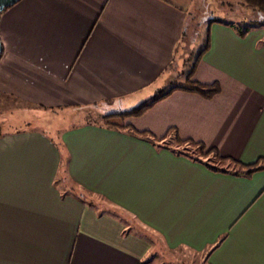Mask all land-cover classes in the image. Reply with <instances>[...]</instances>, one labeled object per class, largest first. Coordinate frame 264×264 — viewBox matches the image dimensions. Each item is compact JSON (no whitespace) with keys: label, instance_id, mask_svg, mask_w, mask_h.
I'll use <instances>...</instances> for the list:
<instances>
[{"label":"crops","instance_id":"0c3cea01","mask_svg":"<svg viewBox=\"0 0 264 264\" xmlns=\"http://www.w3.org/2000/svg\"><path fill=\"white\" fill-rule=\"evenodd\" d=\"M208 4L19 0L0 13V112L7 98L103 114L136 106L178 73L168 66ZM238 26L211 23L195 65L193 80L218 85L212 98L176 89L138 116L114 117L116 127L83 123L57 139L1 132L0 264H164L153 236L207 264H264V170H212L173 144L192 139L244 165L264 159V25L244 37ZM61 169L92 195L59 189Z\"/></svg>","mask_w":264,"mask_h":264},{"label":"rangeland","instance_id":"374dc122","mask_svg":"<svg viewBox=\"0 0 264 264\" xmlns=\"http://www.w3.org/2000/svg\"><path fill=\"white\" fill-rule=\"evenodd\" d=\"M236 1L238 0H230V2L228 0H208L209 10L207 9L206 12H204V10L202 11V15L206 18L207 21H205L204 23V21L202 20V22L197 25L198 27H192L189 30V37L187 36L188 38H186L188 42L184 43L183 47L179 49L175 61L174 63H172L173 71H180L183 55H186L189 51L197 50L203 45L202 31L206 27V24L209 20L207 18H220L223 21L233 22L235 24L238 23L240 26H246L249 22V17H251V19H264V14H261L259 17L258 13L256 11L254 12L252 9L242 8L241 10V5L238 2L236 3ZM220 11L222 13H220ZM195 20L198 21V18H196ZM189 21H191V19H189ZM199 31L200 33H198ZM180 80L183 81L184 78L182 77L180 78ZM6 100L10 101L8 106H12V109H8L7 106L3 109V111L0 112V133L3 131L7 132L28 127L45 131L48 135L57 139L60 131H62L63 129H66L70 126L86 123L88 117L95 120L97 116L103 114V111L100 110V108L97 106L58 109H44L41 107L26 108L18 107L19 105L21 106L18 101L12 102V100L9 98H7ZM107 122L114 125L117 120H115V118H110L107 120ZM99 124L105 125V121L103 119H99ZM173 144L182 149H185L188 152L197 154V148H195L194 146L179 145L176 141H173ZM208 158H210L213 163L221 165L220 162L216 161L212 156H208ZM227 164L222 163V165L224 166H230V164ZM153 237L154 248L152 253L154 259H157L164 264H207L205 263L206 261H204L205 259H203V254L193 252L185 248L168 249L163 246V243L158 236Z\"/></svg>","mask_w":264,"mask_h":264},{"label":"trees","instance_id":"16d2710c","mask_svg":"<svg viewBox=\"0 0 264 264\" xmlns=\"http://www.w3.org/2000/svg\"><path fill=\"white\" fill-rule=\"evenodd\" d=\"M240 4L244 8H248V9H252L256 11L259 17L261 14H264V0H241ZM213 22L223 23V21L220 18L219 19L211 18L208 20L206 27L202 31L203 45L197 50H193V51L188 50L189 51L188 53L186 51L187 54L185 53L186 55L182 56V65H181L180 71L173 77V80L169 82L168 85L158 89L157 91L154 92L153 95L146 98L145 100H143L142 102H140L139 104H137L136 106L130 109L119 110V111H114L111 113L102 114V115L97 116L95 120L88 117L87 122L99 125V119H103L105 121V125H107L108 127H116V124L113 125L107 122V120L110 118H114V117L138 116L142 114L144 111H146L148 108H150L157 101L163 99L164 97L169 95L173 90H176V89L196 93L207 99L212 98L219 91L218 85L216 83L209 84V85L202 84V83H199L198 81L193 80L191 77H192L197 61L201 58L204 52L208 50L209 48V45H210V28L209 27H210V24ZM224 24H227V23H224ZM263 25H264V19L252 18L251 20H249L246 26H238L235 29L237 30L238 34L241 37H244L251 28H255V27H259ZM184 43L185 42L183 40L180 41V43L178 44V49H181ZM262 43H264V41H261V44ZM172 66H173L172 64L169 65L168 69H172ZM182 77L184 78L183 81L180 80V78ZM120 126L121 128H124L125 130L129 132L135 133L140 137L150 139L147 132L145 131H135L131 129L129 125L121 124ZM171 130L173 131L175 129L170 128V131ZM162 138L163 137L158 138V140H162ZM176 142L179 145H186V146L191 145L197 148V154L188 152L182 148L181 149L178 148L179 149L178 152L180 154L189 156L190 158L196 161L205 163L212 170L220 171L223 173L245 175L248 177L251 176L255 172L264 170V159H259L255 163L244 165L236 160H232V159H228L227 157L220 156L215 148H206V146L201 142H196V141H193L192 139H180V138H177ZM208 156H212L213 158H215L216 161L221 162V163H224L226 160H229V162H231L237 168L228 169L225 167L223 168V167H216L213 165H209V163L206 162L210 160ZM203 157H206V161L202 160ZM61 170H62V173L58 174V177L56 178V181H55V185L58 186L59 189H62L63 192H66V193H73L80 199H85L86 197L92 195L91 192H88V191L85 192L83 189H78L77 187H75L76 186L75 183L71 182L69 177H66L63 174V169ZM208 254L209 253H207L205 258H207ZM204 261H206V259Z\"/></svg>","mask_w":264,"mask_h":264},{"label":"water","instance_id":"95a60500","mask_svg":"<svg viewBox=\"0 0 264 264\" xmlns=\"http://www.w3.org/2000/svg\"><path fill=\"white\" fill-rule=\"evenodd\" d=\"M18 1L19 0H0V13L7 7L12 6L15 3H17ZM1 52H2V45L0 42V55H1Z\"/></svg>","mask_w":264,"mask_h":264}]
</instances>
